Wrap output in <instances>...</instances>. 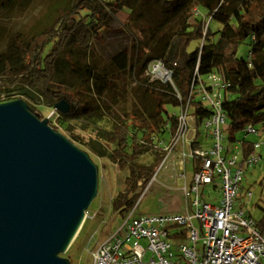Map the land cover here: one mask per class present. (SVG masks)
Wrapping results in <instances>:
<instances>
[{"label": "trees", "instance_id": "16d2710c", "mask_svg": "<svg viewBox=\"0 0 264 264\" xmlns=\"http://www.w3.org/2000/svg\"><path fill=\"white\" fill-rule=\"evenodd\" d=\"M12 2L0 0V8ZM149 7L159 9L161 17L144 26L142 11L136 10ZM192 8L194 15L187 13ZM124 9L129 17L123 27L137 29L145 38L143 46L139 44L143 50L139 71L143 73L151 61H162L172 70L171 80L180 96L178 100L172 86L145 76L141 87L154 106L123 116L103 134L106 144L113 147V162L127 172L129 185L126 194L112 200L111 209L128 213L141 195L138 189H145L164 158L161 139L165 133L173 136L177 128V116L169 115L167 107L178 109L186 104L197 75L217 73L228 83L222 104L228 142L235 141V135L248 124L264 135V0H61L34 33L10 38L0 51V85L32 91L48 106L62 100L70 104L71 110L56 119L58 127L67 132L72 131L70 121L97 117L98 98L109 81L90 64V47L109 31L114 15ZM206 19L219 28L212 31ZM241 44L249 47L246 57L237 56ZM68 50L76 55V62L69 66L84 79V88L68 89L56 80L63 60L69 62ZM126 60L119 53L112 62L125 70L129 68ZM190 106L200 127L210 113L194 100ZM242 143L244 157L254 153L252 142L244 138ZM147 154L152 156L151 162H141ZM256 223L264 233V213Z\"/></svg>", "mask_w": 264, "mask_h": 264}, {"label": "built area", "instance_id": "2783aa9c", "mask_svg": "<svg viewBox=\"0 0 264 264\" xmlns=\"http://www.w3.org/2000/svg\"><path fill=\"white\" fill-rule=\"evenodd\" d=\"M144 73L150 81L172 86L180 100L171 80L172 70L162 61L149 62ZM227 86L217 73L196 76L186 104L178 108L173 136L160 145L165 152L163 160L145 189L137 191L141 195L133 210L153 183L168 190L177 187L186 200L184 212L134 216L132 211L93 249L91 264H264V233L236 204L246 169L261 158L257 151L264 135L251 124L243 129L245 136L258 138L251 144L254 153L247 157L242 141L222 144L226 140L227 119L222 104ZM191 100L210 113L200 127ZM188 161L193 163L190 181L186 174ZM250 196L248 191L244 198Z\"/></svg>", "mask_w": 264, "mask_h": 264}, {"label": "rangeland", "instance_id": "374dc122", "mask_svg": "<svg viewBox=\"0 0 264 264\" xmlns=\"http://www.w3.org/2000/svg\"><path fill=\"white\" fill-rule=\"evenodd\" d=\"M58 3L60 4L61 0H13L9 7H1L0 51L4 49L10 38L18 34L34 33L46 14ZM193 8L187 13L194 15ZM136 11H142L143 19L140 22L144 26L145 24L152 25L161 17L160 10L156 7L137 8ZM201 15L205 16L206 14L202 12ZM128 17V10L118 11L113 17L109 31L99 39L94 40L90 47L89 62L96 67L99 73L107 76L109 86L98 98L100 107L98 116L70 121L71 132L58 127L56 119L63 114L56 110L55 106H48L36 93L14 86L8 87L6 84L0 85V102L7 98L25 101L41 120L47 119L55 131L63 134L74 145L85 151L97 167V196L86 210L85 222H83L68 250L60 254V257L68 259L70 264H91L90 253L93 249L109 233H114L132 211L134 216H140L183 213L185 209L186 200L177 187L168 190L158 183L151 185L134 210L124 213L122 210L114 211L111 209L112 200L118 194H126L129 185L126 182L127 172L121 171L117 163L113 162V147L106 144L103 140V134L111 130L114 122L123 116L142 113L154 106L152 98L141 87V80L145 77V73L139 71V61L143 52L139 44L143 46L145 38L137 29L123 27ZM206 24L210 26L212 31L219 28L216 22L208 19H206ZM248 51L249 47L246 44H241L237 48V56L246 57ZM67 53L66 58L69 62L63 60L56 80L68 89L84 88V79L69 66L70 62H76V55L69 50ZM119 53L126 56L129 68L118 69V63L112 62V59ZM8 90L10 92H7ZM167 95L170 96L169 93ZM167 109L171 116H177L179 112L177 108L167 107ZM201 133L204 136V132L201 131ZM235 137L238 141L245 138L250 142H258V138L253 134L245 136L243 132H238ZM169 139L170 135L165 133L159 145L166 144ZM259 142L261 146L257 152L261 158L252 168L246 169L239 189L240 198L236 201V204L241 205L255 221L260 220L264 213V143ZM227 143L228 141L225 139L222 141L224 146ZM151 160L152 156L149 154L140 158L143 163H149ZM192 165V161H188L186 165L188 181L192 176ZM248 191L251 192V196L244 198ZM141 243L146 247L147 244L144 240H141ZM148 258L149 255L146 256L145 260Z\"/></svg>", "mask_w": 264, "mask_h": 264}, {"label": "water", "instance_id": "95a60500", "mask_svg": "<svg viewBox=\"0 0 264 264\" xmlns=\"http://www.w3.org/2000/svg\"><path fill=\"white\" fill-rule=\"evenodd\" d=\"M71 105H55L67 114ZM88 154L22 99L0 102V264H70L60 257L97 196Z\"/></svg>", "mask_w": 264, "mask_h": 264}, {"label": "bare ground", "instance_id": "6f19581e", "mask_svg": "<svg viewBox=\"0 0 264 264\" xmlns=\"http://www.w3.org/2000/svg\"><path fill=\"white\" fill-rule=\"evenodd\" d=\"M86 217H87V215L85 214V217H84V220H83V222H85V219H86Z\"/></svg>", "mask_w": 264, "mask_h": 264}, {"label": "clouds", "instance_id": "9594fccd", "mask_svg": "<svg viewBox=\"0 0 264 264\" xmlns=\"http://www.w3.org/2000/svg\"><path fill=\"white\" fill-rule=\"evenodd\" d=\"M60 256V255H59Z\"/></svg>", "mask_w": 264, "mask_h": 264}]
</instances>
